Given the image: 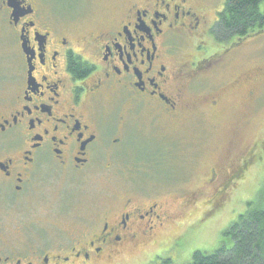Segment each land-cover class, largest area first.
I'll return each instance as SVG.
<instances>
[{"label": "flooded vegetation", "instance_id": "flooded-vegetation-1", "mask_svg": "<svg viewBox=\"0 0 264 264\" xmlns=\"http://www.w3.org/2000/svg\"><path fill=\"white\" fill-rule=\"evenodd\" d=\"M50 7V0H0V43L12 38L18 56L10 88L0 69V210L56 192L50 204L66 212L71 204L62 195L65 185L100 170L107 183L125 185L51 247L35 244L47 242L29 231L24 240L10 239L23 232L17 220L11 236L0 234V243L34 244L0 250V264H112L134 248L176 246L199 225L200 216L191 213L206 191L167 197L145 189L142 178L174 166L180 149L197 139L200 118L264 79V67L215 84L245 40L214 48L215 23L192 0H122L84 33L77 17ZM148 130L160 134L151 143L134 140ZM236 168L209 170L211 198L227 194L243 169ZM173 227L182 230L170 237Z\"/></svg>", "mask_w": 264, "mask_h": 264}, {"label": "rangeland", "instance_id": "rangeland-1", "mask_svg": "<svg viewBox=\"0 0 264 264\" xmlns=\"http://www.w3.org/2000/svg\"><path fill=\"white\" fill-rule=\"evenodd\" d=\"M86 1V4L80 6L71 0H50V8L58 15L68 13L69 16L77 17V28L84 33L94 29L97 23L104 20L107 12L116 9L118 3L122 4V0ZM224 2L225 0H192L194 7L207 12L210 25L217 21V14L221 12ZM259 9L264 12V2ZM1 40L0 34V42ZM220 40L215 37L211 40L214 48L219 50L230 47L231 42H234L221 43ZM235 53L226 68L214 77L215 84L228 81L237 74L264 67V32L245 39ZM17 57L16 44L12 38L8 37L0 43V69L5 70L7 79L3 86L8 88L12 83L11 76L16 70ZM262 79L246 84L238 92L228 95L221 110L210 116L201 117L193 146L180 149L178 153L182 157L174 160V166L170 165L168 169H163L167 174L165 171L158 177L141 176L142 181L145 180L143 185L145 189L167 197L204 188L206 195L198 196V205L191 215H199L200 221L206 220L203 223L199 221V225L183 235L176 246L169 244L155 249L157 245L152 244L134 248L112 264H150L157 257H169L174 264H187L196 251L212 253L220 247L227 249L232 247L233 242L224 235L225 231L245 213L248 209L247 204L254 202L264 190V79ZM249 91L253 92V98L246 96ZM145 128L147 125L141 129ZM148 132L149 130L142 133L144 137L135 136L134 140L139 144L144 141L151 143L150 141L160 134L159 131H153L152 134ZM248 158V162L245 163L244 160ZM124 160L129 165L132 157L128 155ZM221 164L225 168L236 165V172L240 168L243 169L228 187L226 195L211 198L209 193L212 186L206 182L207 174L211 168ZM99 172L93 174L91 178L65 185L66 192L62 195L67 197L71 204V208L66 212L50 204L51 201H56L58 197L56 192L46 194L48 200L37 196L26 206L5 213L0 210V230L3 231L0 234L11 236L13 226L10 225L20 220L22 224L19 227L23 232L18 236L13 234L10 239L24 240L25 231H29L31 238L34 235L36 240L45 238L47 242L35 244L54 246L65 233L76 226L80 218L88 217L98 205L121 193V187L125 183H107ZM174 172L177 173V177ZM205 212H208V215L204 218ZM181 230L173 227L167 232L172 237ZM0 239L3 238L0 236ZM31 244L34 243H0V250L22 249Z\"/></svg>", "mask_w": 264, "mask_h": 264}, {"label": "trees", "instance_id": "trees-1", "mask_svg": "<svg viewBox=\"0 0 264 264\" xmlns=\"http://www.w3.org/2000/svg\"><path fill=\"white\" fill-rule=\"evenodd\" d=\"M264 0H225L212 34L219 42L242 41L264 32ZM230 43V42H229ZM232 43V42H231ZM225 231L233 245L212 253L196 251L187 264H264V190ZM157 264H174L171 258H157Z\"/></svg>", "mask_w": 264, "mask_h": 264}, {"label": "water", "instance_id": "water-1", "mask_svg": "<svg viewBox=\"0 0 264 264\" xmlns=\"http://www.w3.org/2000/svg\"><path fill=\"white\" fill-rule=\"evenodd\" d=\"M9 6L13 9L12 17H16L18 13L17 6L12 3Z\"/></svg>", "mask_w": 264, "mask_h": 264}]
</instances>
